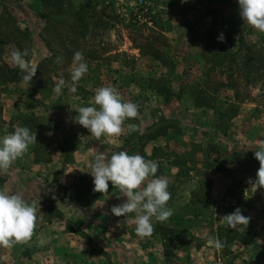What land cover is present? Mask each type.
<instances>
[{"label":"rangeland","instance_id":"1","mask_svg":"<svg viewBox=\"0 0 264 264\" xmlns=\"http://www.w3.org/2000/svg\"><path fill=\"white\" fill-rule=\"evenodd\" d=\"M70 1L77 9L84 3V0ZM136 1L123 0L114 5L97 0L99 7L107 8L106 13L87 15L84 21L79 13L49 16V9L43 8L39 0H13L6 4L8 13L15 19L11 25L20 33L0 36L3 43L6 39L12 41L4 47L1 59L8 67L18 69L9 60L11 52L28 50L26 59L38 68L30 85L8 84L0 73V132H11L16 126H26L36 132L45 123L47 135L51 137L57 136L58 126L62 125L66 149L70 143L79 140L86 143L91 138L97 144H111L108 137L91 136L74 118L79 107L92 105L96 88L114 86L126 101L136 103L139 108L137 118L124 122L125 141L119 150L142 156L154 136L164 133L166 137L171 132L173 139L165 138L166 145L155 151L156 159L163 160V164L175 160L185 164L176 178L169 180L171 199L167 206L173 214L153 226L154 231L168 227L174 232V240L167 250L177 249V256L162 264H226L230 261L232 264H264L261 219L264 189H255L250 183L260 166L254 151L258 150L259 142L264 141V69L259 73L263 74L262 80L252 85L239 84L237 115L231 118L224 110L233 102L234 92L227 90L225 75L217 71L209 74V67L205 65L210 52L205 50L211 48L207 45L212 32L231 35L235 34V25H240L246 42L242 54L253 46L261 56H264V33L243 23L239 11L235 15L232 11L210 16V29L206 22H191L185 24L187 29L180 36L167 37L163 26L157 28L158 15L149 0L145 2L150 5L152 26L139 24L134 19L132 11L137 9ZM76 51L83 53L89 70L79 81L76 94L65 88L57 96L53 91L57 80L63 77L70 83V66ZM57 56L63 57L62 63L54 62ZM12 77L19 76L13 74ZM162 88L168 93L165 97L156 93ZM199 92L203 93L199 102L205 105L201 108L195 103ZM192 105L194 108L189 107ZM11 115L16 118L15 122L4 124V118ZM128 124H135L137 131L129 134ZM224 128H227L226 133H222ZM36 146L44 149L40 143ZM99 149L110 156L107 145ZM184 170H189L186 176L182 175ZM160 172L159 166L156 174ZM203 181L205 183L201 184ZM234 182L238 202L222 203ZM192 192L197 193L193 200ZM236 208L250 218L248 225L234 230L248 242L231 246L232 254L226 255L211 247L206 237L220 228L229 229L222 217L227 209L233 212Z\"/></svg>","mask_w":264,"mask_h":264},{"label":"crops","instance_id":"2","mask_svg":"<svg viewBox=\"0 0 264 264\" xmlns=\"http://www.w3.org/2000/svg\"><path fill=\"white\" fill-rule=\"evenodd\" d=\"M149 1L158 15L157 28L163 26L167 37L180 36L187 29L185 24L191 22H206L210 29V16L232 11L235 15L239 11L237 0ZM16 118L11 115L3 122L13 124ZM61 128L58 126L57 136L51 137L47 135V124L42 123L35 132L37 143L30 145L8 172L0 173V190L22 195L27 202L35 203L37 210L31 239L11 248L0 247V264H162L176 258L177 249L168 251L156 231L150 237L136 235L132 223L135 213L125 217L111 214V207L125 199L117 187L109 182L107 193L93 191L92 177L87 173L89 163L102 145H107L110 156L120 151L125 131L118 144L107 138L111 144L98 145L91 138L86 143H70L66 149ZM167 137L172 140V133L153 138L142 156L160 162L161 172L156 175L172 180L178 170L155 155L158 147L166 145ZM39 143L44 149L36 146ZM156 222L153 220V226Z\"/></svg>","mask_w":264,"mask_h":264},{"label":"clouds","instance_id":"3","mask_svg":"<svg viewBox=\"0 0 264 264\" xmlns=\"http://www.w3.org/2000/svg\"><path fill=\"white\" fill-rule=\"evenodd\" d=\"M237 4L243 23L264 33V0H237ZM217 40H224L222 33L217 36ZM28 55V50H14L9 60L20 70L23 82L30 85L38 65L30 63L26 59ZM62 61L63 57L57 56L54 62L60 64ZM88 70L83 53L74 52L70 83L60 77L53 89L54 93L60 96L62 90L67 88L69 93L76 94L77 85ZM76 113L75 122L87 129L91 136L96 139L108 137L113 144H118L119 137L125 131V120L137 118L139 108L136 103L126 101L116 87L108 85L96 88L92 105L79 107ZM127 131L131 134L137 131V126L128 124ZM33 143H37L36 134L26 126H16L11 132L5 130V134L0 135V173L8 172ZM254 158L260 166L250 183L255 189H264V141L259 142ZM88 166L90 171L87 173L92 177L94 192L107 193L110 182L123 193V203L112 206L110 212L116 217L135 213L132 223L137 236L150 237L154 232L153 220L164 222L173 214L167 206L171 199L168 191L170 182L168 178L156 175L158 161L145 159L140 154L129 155L126 151L114 152L110 157L97 152ZM222 219L229 229L236 230L248 225L250 218L236 208ZM36 221L35 203L27 202L22 195L0 190V247L11 248L30 240ZM206 239L214 249H223L224 243L216 235L208 234Z\"/></svg>","mask_w":264,"mask_h":264},{"label":"trees","instance_id":"4","mask_svg":"<svg viewBox=\"0 0 264 264\" xmlns=\"http://www.w3.org/2000/svg\"><path fill=\"white\" fill-rule=\"evenodd\" d=\"M12 1L13 0H0V36H3V34L10 35L16 32L20 33V31L17 28L13 29L11 23L14 22L15 19L8 13V10L5 7L6 4L8 3L10 4ZM39 1L41 2L43 8L49 9L48 12L49 16L54 14H58L59 16L62 15L65 16V12L67 13L72 12L73 14L79 13L83 15V17H81V21H84L86 19L85 16L87 15L99 16L105 14L107 11V8L99 7L97 0H84L83 5L78 9L72 6L70 0H39ZM41 17L45 18L44 15H41ZM8 24H10V27L8 26ZM241 32L242 29L240 25L236 24L234 28L235 34L228 35V33L222 32L224 36V40L222 42L217 40V36L220 35L221 33L215 34L212 32L209 36L208 45H207L210 46L211 48L208 47V49L205 50V52L210 51L208 52L209 57L205 59V65L209 67V74L217 71L218 74L225 75L227 81L226 83L227 90H231L234 92L233 102L229 103L227 108L224 110V114L229 113L231 115L230 116L231 118L236 117L237 115L235 111L237 110L236 105L239 104V100H240L239 98L240 95L238 91L239 84L246 83L247 85H252L256 81H260L263 78V74H259V73L261 72V69H264V56L258 54V51L254 50L253 46L249 47V49L245 50V52L242 54V50H244L246 42ZM11 42L12 41L10 40L8 41V39H6L5 43L0 41V63L2 65L0 68V73L2 74L1 79L3 81H8V84H13V83L16 84L23 82L21 78L22 74L20 73V70L8 67L1 59L3 55L2 53L4 47ZM234 46H237L235 50H233ZM155 53L159 54V52H155ZM13 74H17L19 77L15 79L14 77H12ZM156 93L163 97L168 95V93L163 88L158 89ZM201 94L203 95V93L199 92L195 100L196 107L198 108L205 106L199 102V98L201 97ZM176 97L178 98L179 96ZM219 109L222 108H217V110ZM232 112L235 113L232 114ZM226 129L227 128H224L222 130V133H226L227 131ZM163 135L164 133H161L154 137L156 138ZM184 165L185 164H183L179 160L170 162V166L177 168L179 173L181 172V169H183ZM188 172L189 170H184L182 175L186 176ZM179 173H178V177L179 175H181ZM2 182L3 180L0 179V184ZM200 183L203 184L205 182L203 181ZM236 191L237 189L234 182L229 186V189L224 194L222 203H228L231 200L238 202L237 201L238 198L235 195ZM191 196L193 200L197 197V193L192 192ZM227 210H226L227 214L232 213L231 211L229 210L227 211ZM261 219L262 222L264 223V209L261 213ZM156 232L161 235L164 247L169 248V243H171L172 240H174L173 230L168 227H158ZM214 234L223 241L224 247L221 250L226 255L232 254L231 246L238 243L247 244L248 242L247 239L244 240L242 234H240L239 232L226 228H220L218 229L217 232H214ZM226 264H232V262L230 261L227 262Z\"/></svg>","mask_w":264,"mask_h":264},{"label":"built area","instance_id":"5","mask_svg":"<svg viewBox=\"0 0 264 264\" xmlns=\"http://www.w3.org/2000/svg\"><path fill=\"white\" fill-rule=\"evenodd\" d=\"M104 1L107 4H114L117 5L116 3L122 2L121 0H100ZM135 7L137 8L136 10L132 11L134 19L139 23V24H145L147 26H152V14L150 13V5L145 2V0H137Z\"/></svg>","mask_w":264,"mask_h":264}]
</instances>
